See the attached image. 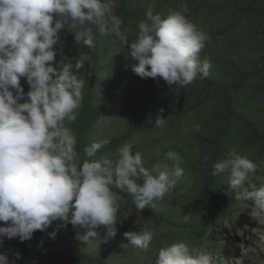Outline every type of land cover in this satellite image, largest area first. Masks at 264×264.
<instances>
[{
  "label": "rangeland",
  "instance_id": "rangeland-1",
  "mask_svg": "<svg viewBox=\"0 0 264 264\" xmlns=\"http://www.w3.org/2000/svg\"><path fill=\"white\" fill-rule=\"evenodd\" d=\"M184 6L186 18L209 37L199 59L211 65L208 77L185 87L139 77L132 71L138 61L128 55L130 47L95 28L93 47L78 44L67 24L54 46L57 76L81 53L91 57L83 68H73L85 83L78 118L68 125L76 138L78 167L86 159L115 161L128 143L154 175L156 165L171 171L174 164L166 154L178 153L183 177L163 200L154 201L155 207L143 210L113 187L120 197L117 234L106 241L103 227L97 229L100 241L85 243L81 236L87 229L65 227L59 220L24 242L5 237L0 253L8 254L10 264H155L161 248L179 242L206 252L213 264L264 261V223L248 214L252 202L236 201L223 175H212L214 164L234 150L257 165L240 191L264 184V0H115L112 11L131 43L150 7L165 18ZM21 86L25 94L30 91L26 78ZM158 118L164 122L157 127ZM104 141L94 157L85 156L86 146ZM145 226L156 233L147 251L131 246L124 235Z\"/></svg>",
  "mask_w": 264,
  "mask_h": 264
},
{
  "label": "clouds",
  "instance_id": "clouds-1",
  "mask_svg": "<svg viewBox=\"0 0 264 264\" xmlns=\"http://www.w3.org/2000/svg\"><path fill=\"white\" fill-rule=\"evenodd\" d=\"M114 4L115 0H0V222L7 225L0 226V247L5 237L24 242L58 220L65 227L87 229L81 236L85 243L100 241L97 229L103 227L106 241L117 234L120 197L113 187L131 195L136 208L143 210L155 207L154 201L163 200L184 175L178 153L166 154L174 164L171 171L156 165L154 175L144 166L142 153L133 152L128 143L118 149L115 161L86 159L78 167L76 138L68 125L78 118L85 83L73 68H83L91 57L81 53L75 65L66 63L57 76L54 46L66 24L75 31L76 42L88 48L94 46V28L101 36L115 35L130 47L128 55L138 61L132 71L141 78L161 77L169 85L185 87L208 77L211 67L207 59H199L209 37L186 18V6L165 18L153 15L150 7L147 20L138 23L137 38L129 43L121 31L122 19L113 14ZM21 78L30 86L27 94ZM163 122L158 118L157 127ZM106 143L86 146L85 156L94 157ZM213 168L212 175H223L228 189L235 191L236 201L252 202L250 217L264 223V184L240 191L257 165L233 150ZM124 235L131 246L147 251L156 233L145 226ZM15 256L21 258L18 252ZM0 264H10L8 254L0 253ZM155 264L213 262L206 252L179 242L161 248Z\"/></svg>",
  "mask_w": 264,
  "mask_h": 264
}]
</instances>
